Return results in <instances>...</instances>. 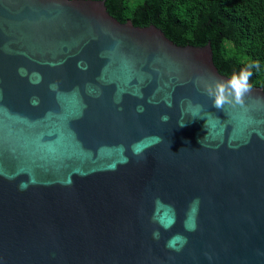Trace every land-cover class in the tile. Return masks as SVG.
Masks as SVG:
<instances>
[{"label":"water","instance_id":"95a60500","mask_svg":"<svg viewBox=\"0 0 264 264\" xmlns=\"http://www.w3.org/2000/svg\"><path fill=\"white\" fill-rule=\"evenodd\" d=\"M217 79L104 0H0V264H264V90Z\"/></svg>","mask_w":264,"mask_h":264},{"label":"trees","instance_id":"16d2710c","mask_svg":"<svg viewBox=\"0 0 264 264\" xmlns=\"http://www.w3.org/2000/svg\"><path fill=\"white\" fill-rule=\"evenodd\" d=\"M104 1L120 22L153 24L178 45L210 43L215 66L229 78L252 65L251 88L264 90V0Z\"/></svg>","mask_w":264,"mask_h":264},{"label":"clouds","instance_id":"9594fccd","mask_svg":"<svg viewBox=\"0 0 264 264\" xmlns=\"http://www.w3.org/2000/svg\"><path fill=\"white\" fill-rule=\"evenodd\" d=\"M252 67V65H249L247 68L241 69L238 74L234 73L229 79H217L207 83L205 85V92L207 96L212 99V106L217 109H224L225 105L243 106L245 103V96L251 91V84L249 81L253 75L251 71ZM168 106L171 107V104ZM197 109H199V106H197ZM138 110L142 112L143 108L140 107ZM195 117L200 116L194 113L193 118ZM161 119L164 122H167L170 117L164 115ZM184 125L185 124H180L179 126L183 127ZM205 126L207 127V124ZM261 138L264 139V137ZM136 154L139 153L137 152ZM191 227L194 230L195 225H192Z\"/></svg>","mask_w":264,"mask_h":264}]
</instances>
